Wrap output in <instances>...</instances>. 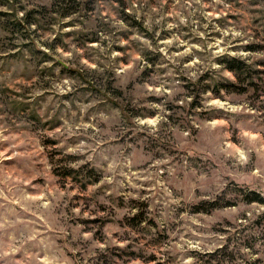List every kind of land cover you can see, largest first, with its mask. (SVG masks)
Instances as JSON below:
<instances>
[{
    "label": "rangeland",
    "instance_id": "rangeland-1",
    "mask_svg": "<svg viewBox=\"0 0 264 264\" xmlns=\"http://www.w3.org/2000/svg\"><path fill=\"white\" fill-rule=\"evenodd\" d=\"M215 258L264 264V0H0V264Z\"/></svg>",
    "mask_w": 264,
    "mask_h": 264
},
{
    "label": "trees",
    "instance_id": "trees-1",
    "mask_svg": "<svg viewBox=\"0 0 264 264\" xmlns=\"http://www.w3.org/2000/svg\"><path fill=\"white\" fill-rule=\"evenodd\" d=\"M229 65H228V68L231 70V71H233V72H235L236 74H238V73H240V72H242L243 70H245V64L243 63V62H241L240 60H238V59H232V60H229V63H228ZM80 169L79 168H75V167H71V166H69V167H67L66 168V170L64 171V174H67V175H72L74 178H78L76 175H75V173L76 174H81L80 172ZM93 172V171H92ZM94 174V173H93ZM85 176H87L88 178H91V176H92V173H91V171H87V174L85 175ZM94 178H96V177H94ZM90 180V179H89ZM88 182V181H87ZM91 182V181H90ZM84 185H85V183H84ZM248 200H250V201H259V202H261V198H259V197H249V199ZM215 260V262L216 263H210V264H229V263H227L226 261H228V259L227 260H225V261H223L221 258H215L214 259ZM229 262V261H228Z\"/></svg>",
    "mask_w": 264,
    "mask_h": 264
}]
</instances>
